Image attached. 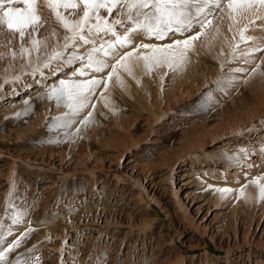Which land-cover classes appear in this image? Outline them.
Here are the masks:
<instances>
[{
	"label": "rangeland",
	"instance_id": "obj_1",
	"mask_svg": "<svg viewBox=\"0 0 264 264\" xmlns=\"http://www.w3.org/2000/svg\"><path fill=\"white\" fill-rule=\"evenodd\" d=\"M36 10L38 33H0V225L11 229L8 242L28 233L9 259L264 264V200L256 194L264 184V51L244 73L230 71L239 59L199 61L152 71L138 91L101 85L79 116L67 100L45 97L60 80L91 72L74 75L76 61L44 67L69 33L46 0ZM132 39L130 48L152 43ZM107 71L95 74L106 84ZM251 82L260 96L238 106ZM103 95L107 102L97 101ZM225 188L232 191H218ZM18 213L26 215L13 224Z\"/></svg>",
	"mask_w": 264,
	"mask_h": 264
},
{
	"label": "snow or ice",
	"instance_id": "obj_2",
	"mask_svg": "<svg viewBox=\"0 0 264 264\" xmlns=\"http://www.w3.org/2000/svg\"><path fill=\"white\" fill-rule=\"evenodd\" d=\"M36 2L37 0H0V33L6 29L18 34L21 40L26 35L38 33L41 19L34 7ZM46 2L47 7L69 34L64 37L63 48L54 52L44 67L51 66L53 62L66 61L72 64L76 61L80 62L81 67L74 70V75L84 76L89 74V70L91 72L89 78L85 80H60L59 87L53 88L48 96L51 99L54 95L57 101L67 100V107L74 115L90 106L96 89L101 85L107 87L105 78L103 76L97 78L95 74H103L110 69L107 71V79L110 80L117 66H120L129 75H133V64L137 66L142 64L149 71L167 65L171 71H175L187 59L186 53L192 42L197 40L205 27L211 23L209 17L216 10H223L225 4V0H46ZM257 5L264 6V0H226L230 18H234L232 14L241 8L251 9ZM114 12L117 13L115 17ZM247 30L243 29L240 34L241 41L245 43L253 39L245 36ZM133 35H144L149 39L154 37L158 41L170 39L171 43L162 45L141 43L130 48L133 45ZM176 36L184 38L175 39ZM32 44L35 48L38 41L33 39ZM77 48H82L83 51L77 53L75 51ZM138 48L145 51L138 52ZM21 50L26 51L23 44ZM259 51H264V48L257 45L242 50L236 45L233 46V59L243 58L244 64H250L253 62L254 54ZM109 59L115 60V64L110 65ZM230 71L242 73L247 69L236 68ZM91 117L92 112H88L83 122L87 123ZM259 187L260 198L264 200V185ZM218 191L228 193L232 190L225 188ZM23 215L26 213H18L12 223H20V217ZM11 235L10 228L5 232L3 225H0V264H21L19 257L10 260L9 254L20 246L28 233L8 242L6 237Z\"/></svg>",
	"mask_w": 264,
	"mask_h": 264
},
{
	"label": "bare ground",
	"instance_id": "obj_3",
	"mask_svg": "<svg viewBox=\"0 0 264 264\" xmlns=\"http://www.w3.org/2000/svg\"><path fill=\"white\" fill-rule=\"evenodd\" d=\"M42 1L44 2L45 0H42ZM36 6H37V2L34 5V7L36 8ZM216 12L217 11H215V13ZM218 12H217L218 14L217 13L213 14L214 17L213 16L209 17V20L211 21V23H209L205 27V29L203 30V32L199 36V38L192 42V46L188 49V51L186 53L187 59L175 71L179 72L180 70L185 69L186 67H188L191 64V62H193V64L195 63L194 66L199 61L203 62L201 64H204L205 61L209 62V63L210 62L212 63V61H213V63H215V64L223 65L228 61L234 60L233 59V46H236V45H239V48L242 50L247 49L250 46L255 47L257 45H259L261 48L262 47L264 48V6L257 5L251 9L241 8L240 10H238L232 14V17H234V18H230L229 10L227 9V7L223 8V10H220ZM245 28L248 29L245 32V36L253 38L251 41H248V43H245V42L241 41V39H240L241 31ZM181 37L182 38H178L176 36L174 38L175 39H183L184 38L183 36H181ZM149 40L152 41V43H149V44L162 45V44L171 43L170 39L158 41L153 37ZM137 51L138 52H144L145 50L143 48H139V49H137ZM200 54H202V55H200ZM256 55L257 54H254L253 61L256 59L255 58ZM192 56H193V60H192ZM239 60H240V68H246L251 64V63L250 64H244L243 58H241ZM110 61H111V59H109L108 63ZM238 64H239V62H238ZM80 67H81V65H80ZM167 70H169L167 65H165L163 67L153 68L149 71L148 69L144 68L142 64L140 66L133 64L132 65L133 75H129L127 71H125L120 66H117L116 72L113 74L112 78L107 81L108 82L107 88L109 90H112V88L118 87V89L122 90L123 92L127 91L126 93L129 92V89H134V91H136V89H137V91H138V87H139V85L141 86V83L143 82V78L145 75H148L152 71H154L156 74L161 76ZM181 72H183V71H181ZM246 74H248V73H246ZM69 80L73 81L76 79L72 77ZM250 81H253V80H250ZM255 81H256V79H255ZM256 84H257V82H256ZM255 86H254V83L251 82L249 90L247 92L243 93L241 95L242 98L240 100H238V103L240 102V104H238V106L245 104V101L249 100L250 97H252L256 93L258 96H260V92H261L260 87L258 90V88ZM58 87H59V85H58ZM236 87H237V85H236ZM233 89H235V88H233ZM236 89H239V88H236ZM96 91H95V93H96ZM232 91H230V92H232ZM262 95H264V94H262ZM258 96H256V97L258 98ZM237 97H238V95H237ZM45 98L49 99L48 96H46ZM103 98H104V95H103V97L99 96L97 98V101H101L104 103L106 101V99L104 101ZM236 106H237V104H236ZM78 115H77V117H78ZM259 191H260V188L258 186V190L256 188V194L260 195ZM257 192H259V193H257ZM251 196H253V194ZM251 196L248 195L245 197V199L250 201L254 197V196L253 197H251ZM257 198H258V196H257ZM252 200H254V198ZM257 200H260V199H257Z\"/></svg>",
	"mask_w": 264,
	"mask_h": 264
}]
</instances>
